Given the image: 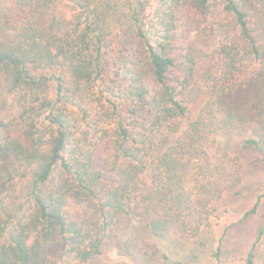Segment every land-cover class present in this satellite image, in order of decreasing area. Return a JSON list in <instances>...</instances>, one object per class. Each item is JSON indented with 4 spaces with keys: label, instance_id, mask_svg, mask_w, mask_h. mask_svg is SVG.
Here are the masks:
<instances>
[{
    "label": "trees",
    "instance_id": "16d2710c",
    "mask_svg": "<svg viewBox=\"0 0 264 264\" xmlns=\"http://www.w3.org/2000/svg\"><path fill=\"white\" fill-rule=\"evenodd\" d=\"M231 136L264 149V0H0V264H89L135 210L198 237L241 179Z\"/></svg>",
    "mask_w": 264,
    "mask_h": 264
},
{
    "label": "rangeland",
    "instance_id": "374dc122",
    "mask_svg": "<svg viewBox=\"0 0 264 264\" xmlns=\"http://www.w3.org/2000/svg\"><path fill=\"white\" fill-rule=\"evenodd\" d=\"M192 14V13H191ZM205 97L189 104L190 117H194ZM14 113L10 109L8 114ZM231 153L241 163L239 183L225 190L215 203V219L209 230H204L195 238H180L171 233L155 235L139 221L140 210H135V217L121 228L115 237L101 246V252L90 260L89 264H132L125 252L123 240L135 237L156 250V255L145 264H165L163 254L168 261L183 260L186 264H217L213 250L217 239L221 238V264H246L247 253L253 247V264H264V196L260 199L255 212L239 220L245 211L251 209L259 193L264 190V149L244 147L239 138L231 136ZM263 229L256 240L257 233Z\"/></svg>",
    "mask_w": 264,
    "mask_h": 264
}]
</instances>
